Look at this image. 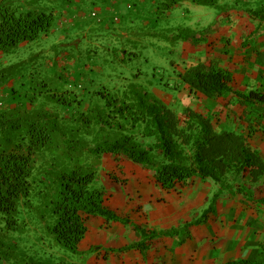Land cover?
Masks as SVG:
<instances>
[{"label":"rangeland","instance_id":"rangeland-1","mask_svg":"<svg viewBox=\"0 0 264 264\" xmlns=\"http://www.w3.org/2000/svg\"><path fill=\"white\" fill-rule=\"evenodd\" d=\"M165 4L163 0H0V8L17 14L43 12L54 17L52 29L36 41L0 52V144L5 149L28 145L29 122L49 117L61 127L54 147L43 149L35 177L42 178L40 173L52 166H68L69 155L79 154L83 159L72 160L98 172L95 187L105 192V199L108 191H114L115 180L126 182L125 170L133 172V165L90 157V150L124 134L147 147L154 141L124 121L123 113L108 108L103 96L121 103L139 89L163 101L179 117L188 107L209 116L219 112L225 100L191 95L179 75L211 60L234 66L227 50L239 40V47L246 49L248 42L259 38L263 48L264 21L252 20L248 11L264 8V0H217L213 6L183 2L170 9ZM246 24H250L247 35L240 31L249 27ZM243 85L235 79L234 87ZM58 97L71 105H58ZM82 114L100 116L105 124L85 127L76 118ZM262 121L258 117L257 128H262ZM115 122L122 125L110 126ZM237 124L238 129L243 127L242 122ZM76 130L82 145L79 149L73 142L70 149L65 141ZM35 190L31 205L27 200L19 205L18 230L8 229L6 216L0 213V264H80L81 255L58 245L50 230L56 216L49 186L37 183Z\"/></svg>","mask_w":264,"mask_h":264},{"label":"trees","instance_id":"trees-1","mask_svg":"<svg viewBox=\"0 0 264 264\" xmlns=\"http://www.w3.org/2000/svg\"><path fill=\"white\" fill-rule=\"evenodd\" d=\"M163 1L170 9L183 2L213 6L217 0ZM248 16L255 21H264V8L249 10ZM53 24V15L43 12L17 14L5 6L1 7L0 52H9L36 41L43 33L49 32ZM179 77L191 95H200L212 102L225 100V106L211 116L188 107L179 117L163 101L139 89L133 90L132 96L125 97L121 103L110 95L103 96L108 108L114 107L117 109L115 112L123 113V120L139 127L143 136L152 139L154 144L147 147L132 135L124 134L100 142L90 150V157L98 155L139 166L152 173L157 184L165 190H175L200 179L220 186L216 197L228 192L254 201L249 193L251 186L264 177V157L252 141L258 131V117L264 120V114L259 116L255 108L264 106V92L235 89L232 75L212 61L194 65ZM55 101L60 106L68 104L61 97ZM76 118L85 127L94 122L105 124L100 116L95 118L82 114ZM48 119L29 122L28 145L18 144L5 149L0 144V213L6 216L8 229L18 230L20 203L27 200L31 205L30 199L37 196V183L47 184L50 188L47 194L56 216V223L50 229L54 239L61 247L79 254L88 232V218L101 217L124 224L128 219L118 216L105 205V192L95 187L98 172L94 168L83 167L78 162L79 158L83 159L79 154L69 155L68 166H57L56 169L52 166L40 173L42 178L35 177L43 149L53 148L62 132L55 120ZM239 121L242 122L241 129L237 128ZM117 125L122 123L115 122L110 126ZM68 137L65 143L70 149L73 142H77L78 147L82 145L78 131ZM136 230L143 240L133 248H143L147 240L159 235H175V230L162 233L141 227H136Z\"/></svg>","mask_w":264,"mask_h":264},{"label":"crops","instance_id":"crops-1","mask_svg":"<svg viewBox=\"0 0 264 264\" xmlns=\"http://www.w3.org/2000/svg\"><path fill=\"white\" fill-rule=\"evenodd\" d=\"M246 25L240 31L247 35ZM239 42L227 50L234 66H219L234 74L233 87L235 79L244 84L235 89L264 92L262 41L248 42L246 49ZM255 108L258 115L264 114V106ZM262 123L252 141L264 157ZM125 172L126 182L115 180L105 205L128 222L88 218L80 264H264V177L251 186L252 201L228 192L216 197L220 186L211 181L195 179L192 186L165 190L139 166ZM136 227L157 233L175 230V235H159L143 248H133L143 240Z\"/></svg>","mask_w":264,"mask_h":264}]
</instances>
